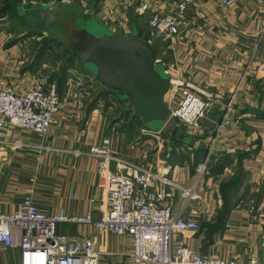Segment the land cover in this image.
I'll return each instance as SVG.
<instances>
[{
  "label": "crops",
  "instance_id": "1",
  "mask_svg": "<svg viewBox=\"0 0 264 264\" xmlns=\"http://www.w3.org/2000/svg\"><path fill=\"white\" fill-rule=\"evenodd\" d=\"M23 2L19 17L14 14L22 31L16 34L15 27L6 31L0 26V89L12 85L22 92L41 67L70 106L56 115L46 137L15 128L4 131L0 145V214L16 212L30 195L46 215L92 214L100 219L107 208L98 173L100 161L90 151L107 149L122 163L157 170L183 188L196 187L200 200L192 203L187 215L201 225V230L182 238L192 251L245 264L251 258L264 263V0H234L231 7L220 0H198L187 12L185 27L178 36L164 34L152 39L153 45L170 41L172 60L167 65L172 67L173 77L181 76L186 86L211 104L209 118L199 131H177L173 141L161 140L168 123L158 133L147 131L121 102L125 119L108 125L102 100L93 105L92 100L82 98V92L98 86L104 91L106 87L80 69H68L65 74L66 64L65 69L51 74L46 52L38 54V49L30 54L29 41L23 37V27L30 29L37 19ZM177 3L70 0L63 5L58 0H37L29 9L61 5L62 12L55 11L63 13L69 6L76 17L81 13L126 36L136 28L142 39L148 40L151 20L174 13ZM10 16L11 12L0 19V25ZM15 19L10 22L14 24ZM45 36L42 34L39 40L42 42ZM36 54L39 56L33 60ZM239 84L234 108L227 116L225 106ZM107 100L111 103L112 96ZM165 100L167 103L168 96ZM112 108L109 105L108 110ZM227 118L229 122L225 123ZM135 126L141 131L138 140L131 138ZM208 153V172L198 178L196 167ZM116 164H110L112 173L118 172ZM180 204L177 192L173 208L179 209ZM58 234L92 239L102 255L99 264H134L127 258L132 250L130 237L67 224L58 226ZM0 264H21L20 252L0 245Z\"/></svg>",
  "mask_w": 264,
  "mask_h": 264
},
{
  "label": "built area",
  "instance_id": "2",
  "mask_svg": "<svg viewBox=\"0 0 264 264\" xmlns=\"http://www.w3.org/2000/svg\"><path fill=\"white\" fill-rule=\"evenodd\" d=\"M197 1L178 0L174 13L154 17L149 37L178 36L185 27L187 12ZM220 1L226 7L234 5V0ZM61 3L69 4L70 0ZM156 62L165 65L172 78L167 94L170 120L189 131H199L201 122L210 115V102L186 86L181 76L173 77L172 67L162 58ZM44 70L35 71L30 86L22 92L12 85L0 89V145L4 131L9 128L46 137L55 124L56 115L70 106L61 99L56 84L47 81ZM240 86L235 88L225 106L227 116L234 108ZM228 122L227 118L225 123ZM90 155L100 161L98 173L103 183V204L107 208L100 219H94L92 214L46 215L40 212L30 195L16 212L0 214V245L19 251L21 264H99L102 255L96 251L92 239L59 235L58 226L62 224L88 226L99 233L130 237L132 250L127 258L134 264H245L235 259L197 254L182 242L186 233L201 230V225L187 215L192 203L200 200L195 186L183 188L157 170L122 163L107 149L92 148ZM210 160L211 153H208L197 165L198 178L208 172ZM112 162L117 163L116 173L110 170ZM177 192L181 195V204L175 210L173 200ZM246 264L264 263L251 258Z\"/></svg>",
  "mask_w": 264,
  "mask_h": 264
},
{
  "label": "water",
  "instance_id": "3",
  "mask_svg": "<svg viewBox=\"0 0 264 264\" xmlns=\"http://www.w3.org/2000/svg\"><path fill=\"white\" fill-rule=\"evenodd\" d=\"M69 6L62 16L70 15L69 40L66 49L76 58L79 69L92 75L100 84L118 94V100L127 104V112L133 113L147 131L158 133L170 121L166 96L171 89L172 78L167 67L156 58L135 28L131 36L112 32L107 27L81 26L89 20ZM61 10V5L43 7V11ZM66 9V10H65Z\"/></svg>",
  "mask_w": 264,
  "mask_h": 264
},
{
  "label": "rangeland",
  "instance_id": "4",
  "mask_svg": "<svg viewBox=\"0 0 264 264\" xmlns=\"http://www.w3.org/2000/svg\"><path fill=\"white\" fill-rule=\"evenodd\" d=\"M13 1V0H12ZM23 2V0H19V4H18V17H19V13H20V9L22 8V6H20V2ZM37 1V0H32L29 2H27V0H24V2L22 3L23 6L26 8V10H29L28 12L31 13L32 15H36L37 19L34 20V22H32V27L30 29H27V27H23L24 32H26L25 35H23L24 38L28 39V49L30 50V54L33 52H39L38 54H40L42 52L43 49H45L46 46V42H50L49 44V48L47 50L46 56H44V58L46 59V61L48 62L47 64L49 65L50 63V72L51 74L62 70L63 68L65 69L66 67V62L68 61L69 55L67 54L66 51V44L69 40V31L71 30V26H74V24H69L71 23V21L73 20V17H71L70 15L68 16H62V14L60 12H56L55 10H49L47 12H43L41 11L42 7L40 6L35 7L33 9H29V6H32V4ZM57 2V0H56ZM58 2H62L61 0H58ZM8 0H0V12L2 10H4L5 6H8ZM51 5V4H50ZM23 11V10H22ZM35 11V12H34ZM62 12V10H61ZM13 19H15L14 14L11 12V16L9 18V21L6 22H1L4 24H1V29L6 30V31H13V28L15 27V31L16 34L18 33V31H22V26L18 24L17 19H15L16 21L13 22L14 24H12L10 21H14ZM4 20V19H3ZM95 21L96 23H98L99 27L105 26V24H103L102 22L94 19V18H90L87 22L82 23L81 26H92L93 22ZM102 25V26H101ZM106 27V26H105ZM28 32V33H27ZM15 34V37H16ZM42 34H46L45 39L41 42L40 37ZM35 36V39L33 38ZM157 41V40H156ZM41 43V44H40ZM58 43V44H57ZM165 42L163 41L162 45ZM62 44L61 47H59L58 45ZM156 46V44L154 45V47ZM157 47V46H156ZM155 50V49H154ZM157 50V49H156ZM44 51V50H43ZM35 54V53H34ZM38 54H36L37 56L34 55V59L38 58ZM164 57H167V55L165 54ZM164 57H162V59H164ZM32 59H29V64L31 63ZM46 61L44 62L46 64ZM167 61L170 62L169 58H167ZM35 64V63H34ZM39 69H42L41 67H38L36 69V71H38ZM89 74V73H88ZM43 75H45V70L43 71ZM47 81H49V79H47ZM92 83V82H91ZM84 85V84H83ZM81 89V88H80ZM80 89L78 92H80ZM100 89H102L100 86H98V88H96V90H87L85 93L82 92V98L85 99H90L92 100L93 105L97 104V102L99 100H102V102L105 105V109L108 112V125H115L116 123L120 122L121 120L125 119V117H123L122 115H124V107L125 105H122L120 103V101L118 100V94H112L109 92L110 90L107 88H103L104 91H101ZM104 93V94H103ZM112 96L111 103L108 102L107 99H109V96ZM102 103V104H103ZM113 103V104H112ZM108 104V105H107ZM109 105H112V109L108 110ZM207 119L209 118L206 117ZM206 119H204L201 124L205 121ZM136 125L139 127L140 126V122H137ZM135 126L133 130H131V133H133L132 135V139H137L140 135H141V131L140 129ZM132 129V128H131ZM166 130L164 131L161 140L165 139V140H169V141H173L175 139H173L175 137L174 133L177 131H183L186 128L184 126H181L178 122L174 121V120H170L165 128ZM138 140V139H137Z\"/></svg>",
  "mask_w": 264,
  "mask_h": 264
},
{
  "label": "trees",
  "instance_id": "5",
  "mask_svg": "<svg viewBox=\"0 0 264 264\" xmlns=\"http://www.w3.org/2000/svg\"><path fill=\"white\" fill-rule=\"evenodd\" d=\"M8 3H9V5L5 6L4 10H2L0 12V19L4 18V16L8 15L9 12H12L13 14H15V16L17 18V14H18V12H17L18 8L17 7H18V4H19V0H13V1L12 0H8ZM145 41L148 42V46L152 50V52H153V54H154L156 59L162 58L166 54L167 57H164V59H162L164 61V63L165 64L169 63L167 61V58H169L170 61L172 60V50L169 49L170 41H167V42L165 41V43L163 45H162L161 42H159L158 44H156L157 47L156 46L154 47V45L151 43L153 41H152V39L150 37H149L148 40H145ZM49 44H50V42H46L45 49H43L44 50L43 54H44V52L49 53V52H47L48 48L50 47ZM58 46L61 47L62 44H59ZM66 51H67V54L69 55V58H68V61L66 62L68 68L65 70V74H66V71L68 69H72V70H78L79 69V66L77 64V61H76V58L74 57V55L71 54L67 49H66ZM48 82L49 83H54L51 80H49Z\"/></svg>",
  "mask_w": 264,
  "mask_h": 264
}]
</instances>
